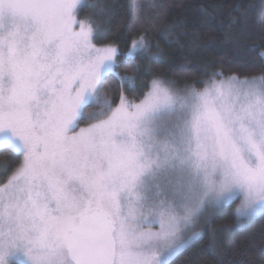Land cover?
Listing matches in <instances>:
<instances>
[{"label": "snow or ice", "instance_id": "1", "mask_svg": "<svg viewBox=\"0 0 264 264\" xmlns=\"http://www.w3.org/2000/svg\"><path fill=\"white\" fill-rule=\"evenodd\" d=\"M86 7L0 0V151L21 157L0 183V264H172L207 209L264 211V74L138 85L146 37L98 46Z\"/></svg>", "mask_w": 264, "mask_h": 264}, {"label": "trees", "instance_id": "2", "mask_svg": "<svg viewBox=\"0 0 264 264\" xmlns=\"http://www.w3.org/2000/svg\"><path fill=\"white\" fill-rule=\"evenodd\" d=\"M97 7L79 12L81 19L100 25L98 46L113 44L127 52L132 40L146 37L148 57L138 59L137 84L153 78L173 82L178 90L203 88L213 79L233 74L243 77L264 74V0H87ZM121 60L123 57L120 58ZM121 75H131L125 67ZM223 73V76L214 75ZM110 79L105 92L113 95ZM137 92L125 90L130 99ZM118 103L119 91L115 90ZM81 126H85L83 123ZM21 157L0 151L7 175ZM4 169V168H3ZM236 203L222 207L201 230L198 242L175 257L172 264H264V214L244 227L237 226ZM227 229V231L225 230ZM213 234L215 241H213ZM215 243V252L209 246Z\"/></svg>", "mask_w": 264, "mask_h": 264}, {"label": "rangeland", "instance_id": "3", "mask_svg": "<svg viewBox=\"0 0 264 264\" xmlns=\"http://www.w3.org/2000/svg\"><path fill=\"white\" fill-rule=\"evenodd\" d=\"M78 19H81L80 16H79V13H78ZM224 78H227V77H223L221 79H224ZM221 79H219V80H221ZM219 80H217V81H219ZM210 83L211 82H209L206 86H208ZM81 127H83V126H81ZM3 166H4V164L0 161V183L4 182L7 179V176H8L7 173L6 174L4 173V171H3L4 167ZM240 202H241V199L238 198V199L234 200L231 204L236 203V209H237L239 207V205H240ZM221 208H219V209H211V208L207 209L205 215L202 216L196 222V224L193 226L192 229H190L189 234H190L191 231H202L201 228L203 229L207 225V223H205V221L206 220H211L215 216V214L219 212V210ZM262 214H264V211L258 213L255 217L251 218L250 220H248L246 222L243 220V218H238L237 217V226H239V228L244 227V226L248 225L251 220H253L254 218H256V217H258V216H260Z\"/></svg>", "mask_w": 264, "mask_h": 264}]
</instances>
